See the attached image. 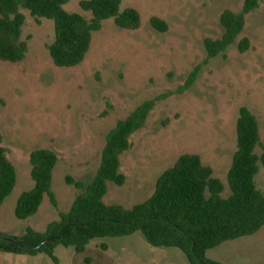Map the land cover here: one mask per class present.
I'll return each instance as SVG.
<instances>
[{"label":"rangeland","instance_id":"374dc122","mask_svg":"<svg viewBox=\"0 0 264 264\" xmlns=\"http://www.w3.org/2000/svg\"><path fill=\"white\" fill-rule=\"evenodd\" d=\"M70 0L63 9L86 19L90 12ZM244 0H121L120 11L135 8L139 29L123 30L112 20L93 33L84 61L74 68L55 67L46 46L54 40L53 21L37 23L27 10L21 39L27 53L19 63L0 61V136L7 159L16 171L12 192L0 206V238L22 236L26 228L43 232L48 223L67 212L81 191L65 184V177L88 185L95 176L107 134L146 101L155 103L143 127L130 137L131 147L120 156L121 186L107 183L105 204L130 208L149 198L156 180L182 154H196L211 167L228 197L227 172L236 148L235 123L240 107L256 118L264 146V3L245 16L239 38L250 47L230 46L224 55L206 60L205 38L222 33V11L239 12ZM151 16L167 24L159 33ZM206 60V62H205ZM196 66L191 86L179 88ZM46 148L57 154L51 192L35 215H14L20 194L30 190L29 153ZM257 155L262 148L257 147ZM264 193V166L255 177ZM105 246V248H103ZM58 264H188L176 248H154L139 232L90 241L83 254L56 246ZM221 264H264V226L254 235L223 242L206 252ZM0 264H54L45 254L0 251Z\"/></svg>","mask_w":264,"mask_h":264},{"label":"trees","instance_id":"16d2710c","mask_svg":"<svg viewBox=\"0 0 264 264\" xmlns=\"http://www.w3.org/2000/svg\"><path fill=\"white\" fill-rule=\"evenodd\" d=\"M70 0H0V61L21 62L27 53V43L21 39L24 15L27 10L39 23L40 19L53 21L54 40L47 45L52 64L58 68L80 65L90 49L92 35L102 23L112 20L123 30H137L140 13L132 7L120 11L121 0H82L80 8L90 12L86 19L70 13L63 6ZM264 0H244L239 12L224 10L218 18L222 33L218 38H205L206 60L224 55L236 45L240 52L249 49L247 38H239L245 16L259 8ZM150 27L167 31V24L156 16L149 18ZM205 60V62H206ZM200 66H196L179 88L182 94L193 83ZM155 101L138 106L126 118L117 121L107 134L97 172L88 185L66 176V185L81 191L67 212H58V219L47 224L43 232L28 227L22 236H12L10 242L0 239V251L11 254H45L54 264L56 246L71 247L83 254L90 241L98 238H116L139 232L154 248H176L188 264H221L208 259L206 252L223 242L254 235L264 226V193L257 189L255 177L259 163L264 166V146L260 142L255 116L240 107L235 123L236 148L227 172L228 197H222L224 186L213 176L210 166L203 164L196 154H182L174 164L160 174L152 195L145 201L125 208L105 204L107 183L121 186L125 176L120 171V156L131 147L130 137L140 130ZM257 147L262 153L257 155ZM30 177L34 186L20 194L14 209L18 220L36 214L44 196L56 208L51 192L52 171L57 154L46 148L29 153ZM16 171L1 146L0 136V206L12 192ZM42 244V245H40ZM105 248V246H103ZM260 264V263H258Z\"/></svg>","mask_w":264,"mask_h":264},{"label":"water","instance_id":"95a60500","mask_svg":"<svg viewBox=\"0 0 264 264\" xmlns=\"http://www.w3.org/2000/svg\"><path fill=\"white\" fill-rule=\"evenodd\" d=\"M0 239H2V240H6V241H10V242H14V243H15V241L12 240V239H4V238H0ZM40 245H42V244H40Z\"/></svg>","mask_w":264,"mask_h":264}]
</instances>
